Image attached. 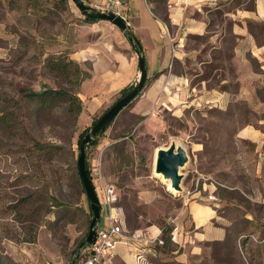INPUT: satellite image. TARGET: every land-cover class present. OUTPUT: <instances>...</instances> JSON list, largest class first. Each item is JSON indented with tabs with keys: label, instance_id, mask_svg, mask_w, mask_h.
<instances>
[{
	"label": "rangeland",
	"instance_id": "374dc122",
	"mask_svg": "<svg viewBox=\"0 0 264 264\" xmlns=\"http://www.w3.org/2000/svg\"><path fill=\"white\" fill-rule=\"evenodd\" d=\"M11 3L10 13L0 4V264H72L93 219L78 172V141L121 97L92 95V63L113 46L122 50L121 39L128 38L110 22L86 21L73 0ZM84 51L92 60L80 63L75 56ZM58 61L69 72L54 68ZM76 65L90 77L78 75ZM147 86L86 150L91 173L98 166L117 187L127 231L165 222L162 213H175L179 197L204 177L216 186L215 202L222 200L219 214L232 224L224 243L205 245L198 264H264V182L247 171L254 163L235 140V118L200 106L183 115L156 107L140 117L134 111ZM176 141L189 160L181 169L182 191L173 193L155 162ZM85 258L83 251L78 262Z\"/></svg>",
	"mask_w": 264,
	"mask_h": 264
},
{
	"label": "crops",
	"instance_id": "0c3cea01",
	"mask_svg": "<svg viewBox=\"0 0 264 264\" xmlns=\"http://www.w3.org/2000/svg\"><path fill=\"white\" fill-rule=\"evenodd\" d=\"M125 1L126 22L143 47L147 66L148 86L135 114L146 117L152 108L163 107L183 115L194 106L228 114L239 125L235 140L245 145V158L254 163L248 173L264 182V0ZM0 4L12 12L11 0ZM121 42L122 50L113 46L103 61L92 63L94 97L121 92L139 77L133 46L128 39ZM75 58L92 60L88 51ZM215 189L214 183H202L179 197L175 213H162L160 218L179 229L175 241L153 247L144 263L135 261L130 247L119 245L115 264H198L205 245L224 243L232 224L218 212L222 200L208 199ZM245 219L255 221L252 213ZM135 232L165 240L155 222Z\"/></svg>",
	"mask_w": 264,
	"mask_h": 264
},
{
	"label": "built area",
	"instance_id": "2783aa9c",
	"mask_svg": "<svg viewBox=\"0 0 264 264\" xmlns=\"http://www.w3.org/2000/svg\"><path fill=\"white\" fill-rule=\"evenodd\" d=\"M92 9L102 13H113L125 19V0H83ZM190 0H183L188 4ZM201 2V0H199ZM126 20V19H125ZM93 186L100 204L101 217L97 224L95 236L91 244L84 250L86 258L78 264H115V251L119 245H125L132 249L134 259L138 263H144L150 250L159 245H164L161 236H152L146 232L129 233L125 226L122 208L119 203V192L114 184L107 182L101 168L93 169ZM204 177L196 181V189L202 183H209ZM210 201L216 200L214 195H209ZM179 229L175 227L171 233V240L175 241Z\"/></svg>",
	"mask_w": 264,
	"mask_h": 264
},
{
	"label": "water",
	"instance_id": "95a60500",
	"mask_svg": "<svg viewBox=\"0 0 264 264\" xmlns=\"http://www.w3.org/2000/svg\"><path fill=\"white\" fill-rule=\"evenodd\" d=\"M77 7L84 13L90 15L99 21H107L117 26L123 33H128L130 27L125 19L113 13H102L95 11L83 0H73ZM128 40L133 46L138 57L139 77L133 89L119 101H117L109 110H107L97 123L85 134L80 145V156L78 158L79 175L84 186L87 198L90 202V208L93 214V219L90 224L89 233L85 241L80 245L76 259L72 264H78L82 252L91 244L97 224L101 217L100 204L96 195L92 181L86 172V150L93 139L104 132L120 115V113L127 108L133 101H135L143 90L147 82V66L146 60L140 51L136 48L132 37L128 36ZM189 157L186 150L182 146H177L172 143L170 146L160 149L157 152L155 162V173L163 176L167 181L171 182V188L177 192L182 191L181 183L184 178L181 169L188 163Z\"/></svg>",
	"mask_w": 264,
	"mask_h": 264
},
{
	"label": "trees",
	"instance_id": "16d2710c",
	"mask_svg": "<svg viewBox=\"0 0 264 264\" xmlns=\"http://www.w3.org/2000/svg\"><path fill=\"white\" fill-rule=\"evenodd\" d=\"M11 2H13V0H11ZM12 4V3H11ZM86 16V21L90 22V23H96L98 22L99 20L96 19V18H93L91 17L90 15H85ZM126 37L128 38V36L132 37L133 40H134V43L136 45V48L140 51V53L143 55V57L145 58V55H144V52H143V47L139 41V39L135 36V34L131 31V29H129L128 33H125ZM146 60V59H145ZM69 64H74L72 61L69 62ZM53 66L54 68H58L60 71H63V72H69V69H68V65L66 63H63L61 61H58L56 63H53ZM76 72H78V75L82 76L83 79H88L90 77L89 73L86 72V71H83L81 69L78 68V65H76ZM148 81V79H147ZM133 86H130V87H127L125 89H123L121 91V97L119 98V100L126 96L132 89H133ZM51 94H53L54 96L55 95H59V96H67V93L66 92H63V91H55V92H50ZM29 97L33 98V97H43L44 94L43 93H29L28 94ZM118 100V101H119ZM76 102H77V113L80 114L82 112V105H81V101L79 99H76ZM72 104V103H71ZM97 123V121H94L93 122V126ZM108 129V128H107ZM106 129V130H107ZM105 130V131H106ZM89 131V129H86L81 135H80V139L78 141V146H79V156H80V145H81V142L85 136V134ZM102 132L101 134H99L95 139L92 140V142L90 143V147H96L98 145V140L99 138L105 133ZM87 146V148L89 147ZM78 172H79V169H78ZM86 172L90 178V180L92 181V184H93V178H92V173H91V170H90V167H89V163H88V160H87V156H86ZM80 176V175H79ZM84 192H85V189H84ZM161 228H162V231H163V234H164V237H165V240H164V245L171 239V233H172V228L166 223V222H161L160 224Z\"/></svg>",
	"mask_w": 264,
	"mask_h": 264
},
{
	"label": "bare ground",
	"instance_id": "6f19581e",
	"mask_svg": "<svg viewBox=\"0 0 264 264\" xmlns=\"http://www.w3.org/2000/svg\"><path fill=\"white\" fill-rule=\"evenodd\" d=\"M174 143L178 146V142H177V141L174 142ZM167 184H168L169 190H170L171 192L175 193V190H173V189L171 188V182H170V181H167Z\"/></svg>",
	"mask_w": 264,
	"mask_h": 264
}]
</instances>
